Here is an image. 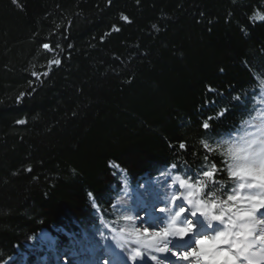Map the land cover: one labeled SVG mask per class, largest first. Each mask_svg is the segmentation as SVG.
Wrapping results in <instances>:
<instances>
[{
  "label": "trees",
  "instance_id": "obj_1",
  "mask_svg": "<svg viewBox=\"0 0 264 264\" xmlns=\"http://www.w3.org/2000/svg\"><path fill=\"white\" fill-rule=\"evenodd\" d=\"M257 14L264 0H0V264L46 254L43 231L78 245L124 185L172 165L201 199L233 195L220 141L264 107Z\"/></svg>",
  "mask_w": 264,
  "mask_h": 264
},
{
  "label": "snow or ice",
  "instance_id": "obj_2",
  "mask_svg": "<svg viewBox=\"0 0 264 264\" xmlns=\"http://www.w3.org/2000/svg\"><path fill=\"white\" fill-rule=\"evenodd\" d=\"M256 18L264 20V15L257 14ZM122 19L128 20V17L123 16ZM59 27L57 25V28ZM42 47L51 50L48 43H44ZM60 63L59 59L49 61V65H59ZM32 75L38 76V73L33 71ZM43 75L46 76L48 73L45 72ZM18 123H24V121H18ZM202 127L208 130L210 125L205 121ZM251 127L252 125L249 128ZM221 143L222 141H220ZM201 144L206 153L213 151L207 142L202 140ZM179 148L186 149V144L181 142ZM229 152L233 160H241L243 158L241 154L244 152L243 144L235 151L229 149ZM207 158L206 155L205 159ZM172 167L175 169L176 165H172ZM226 170L228 177L236 184V188H233V195H228L227 200L222 201L216 198L215 193L211 190L205 193L206 196L211 197L210 199L200 198L205 180H197L193 184L176 176L180 187L186 191L182 196L174 195L172 200L183 199L187 202L188 207L177 203V210L169 216L167 227L155 232L151 238H149L146 228L144 235L137 237L135 243L156 253L179 255L180 259L185 261L194 258L195 264H264V217L259 215L264 210V173L257 175L256 168L240 163L235 166L227 163ZM218 171L215 163L211 164L209 168L201 170L202 177L211 182L212 188L216 187L215 175ZM237 189L248 190V192L241 194V191ZM253 189L258 191H251ZM189 216L202 217L209 230L214 228V221L224 224L225 227L222 230H216L215 235L197 236L194 247L173 252L169 246L173 241L183 240L189 234H195L198 225L195 223V219H191ZM118 236L120 239H126L123 233H118ZM253 249L257 250L253 251ZM140 255L141 253L136 251L135 256ZM152 259L157 261V264H161L157 256L153 255Z\"/></svg>",
  "mask_w": 264,
  "mask_h": 264
},
{
  "label": "rangeland",
  "instance_id": "obj_3",
  "mask_svg": "<svg viewBox=\"0 0 264 264\" xmlns=\"http://www.w3.org/2000/svg\"><path fill=\"white\" fill-rule=\"evenodd\" d=\"M261 117H264V109H263V112L259 116H256L254 119H251L250 121L245 123L242 126L241 131L237 135H239L242 131L248 129L252 124L255 123L257 119ZM227 163L228 162L226 160V166H227ZM110 169L114 170L116 169V167L111 166ZM170 174L171 173H167L163 176H160V178L155 179L154 182L143 183L138 188H136L134 192L132 191L128 192L125 186L124 189L119 193L117 197V201L115 202V205L113 206L114 214H115L114 215L115 222L109 225L112 226V228H114L116 232L118 233H122L126 231L128 233H131V235L134 236L133 238H137V236H139L140 234H144V230L142 231L138 229L139 224H142V223L145 224L149 222L155 223V226H153V229H152L153 233L157 232L155 229L157 220L159 221L162 219L161 223L167 226L169 223V217H167L166 215L157 214V215H151L150 218L148 217L150 213L153 212L154 207H152L146 212H142L139 215L138 213H136V210L133 211L132 209H129L128 206L134 207L133 205L137 204L136 202L137 200L134 203L129 202V200L130 198L135 197L134 194H138L140 190H142L143 194L146 195V197H148L150 195L155 194V191L158 190V184H160V182H166L167 186L168 184L170 185L171 184L169 182ZM173 179L177 184H179V181L176 180V177H174ZM172 184H174L173 181H172ZM144 190H147V191L144 192ZM238 191H241V190L238 189ZM251 191H258V190L253 189ZM245 192H248V190H242L241 194H244ZM144 195L139 196V197L144 198ZM156 207H159V206H156ZM159 212H161L160 209H159ZM260 214H263V213H260ZM216 223H217L218 229L222 230L225 227V225L221 224L220 222H216ZM204 228H205V225H204ZM98 232L99 230L93 229L92 231L88 232L89 238H86L85 241H82L80 244L69 245L67 247H64L65 248L64 250L56 251V250H51L50 247L52 248L56 247L55 236H57L58 232L55 231L54 233H50L47 231H43L39 234L34 245L39 246V247H49V252H47L46 255L41 254L40 251H34L35 256L32 259H29L26 255H21V256L18 255L17 257H13L6 264H81L82 258L85 257L84 255L90 256L95 253L98 254V253H101L102 250H104V253H108L112 251V249H118L119 246H121L119 243V240H117L116 238L117 234H115V232H113V230H111V228L107 226L106 224H104L103 231H100V233ZM112 233H114L115 235H113ZM105 234H109V237L103 236ZM209 235H215V233L209 234ZM122 246H123V243H122ZM80 247H82V251L78 255L76 254L74 250H69L70 248L79 249ZM27 251L28 253H30L33 250L27 247ZM167 254L172 255V253H167ZM73 260H75V262ZM96 262L97 261L94 258H91L90 260L86 261V264H96ZM103 264H111V262L104 261Z\"/></svg>",
  "mask_w": 264,
  "mask_h": 264
},
{
  "label": "bare ground",
  "instance_id": "obj_4",
  "mask_svg": "<svg viewBox=\"0 0 264 264\" xmlns=\"http://www.w3.org/2000/svg\"><path fill=\"white\" fill-rule=\"evenodd\" d=\"M241 126H243V124ZM153 188H154V186H153ZM175 189H180L179 191L184 192V193L186 191V189H184V188L181 189L179 184L175 185ZM127 191L129 192V190H127ZM146 191L147 190H144V192H146ZM171 191H172V188L167 186L166 182H160V184H158V190L155 191V194L146 197V195L143 194L142 190H140L138 192V194H134L135 197L130 198L129 202L134 203L137 200L136 205H139L141 203V206L139 207L140 210L138 211V214L140 215V213L142 211H144V206L140 200V198H143V197H139V196L144 195L143 201L148 203L151 208L154 207L153 212L150 215L160 214V215H166L167 217H169L171 214H174L175 210H177L176 206L170 204L169 201L166 200V198H168L169 193ZM136 205H133V206H136ZM156 206H159V207H156ZM159 209L161 212H159ZM260 213H263V214H260ZM260 213H259V215L261 217H263L264 211L262 210ZM148 217L150 218V216H148ZM161 222H162V219L157 221V224L155 227L157 232L160 231L161 228L167 227L165 224H162ZM203 222H204V219H203ZM153 226H155V224H153L152 222L145 223V224L142 223V224L138 225V229L143 231L147 228L148 236H149V238H151V236L155 233V232L153 233V231H152ZM109 227L111 228V230L116 232V230L114 228H112V226L109 225ZM99 232H100V230H99ZM122 233L126 239H120V237L118 236V232H116L115 234H117V237L119 238V240L122 241L123 246L120 243L121 246H119L118 249H112V251H110L108 253H104V250H102L101 253H98V254L95 253V254L90 255V256L84 255L85 257L82 258L81 264H86V261L90 260L91 258H94L97 261L96 264H103L104 261H110L111 264H125V263L130 264L131 262H135V264H157V261H154L153 259L148 260V258H152L153 255L158 257L161 264H163V262H166L167 264H195L194 258L185 261V260L180 259L179 255H173L172 257L169 258V260H166V257H168L166 253H156L151 249H148L146 247L138 245L135 243L136 238H133L134 236L129 235V233L127 231L122 232ZM143 235L144 234H140L137 237H141ZM199 235H207V233L204 231H200V232L198 231L195 234H189V236L185 237L183 240L177 239V240L173 241V243L170 244L169 246L172 248L173 252H179V251L187 250L186 249L187 248L186 245L188 244L187 240L192 239V242H194L195 239L197 238V236H199ZM192 245H194V243ZM256 250L257 249H253V251H256ZM134 251L135 252L139 251L141 253V255L135 256ZM73 261L75 262V260H73Z\"/></svg>",
  "mask_w": 264,
  "mask_h": 264
},
{
  "label": "clouds",
  "instance_id": "obj_5",
  "mask_svg": "<svg viewBox=\"0 0 264 264\" xmlns=\"http://www.w3.org/2000/svg\"><path fill=\"white\" fill-rule=\"evenodd\" d=\"M243 144L244 152L242 159L235 161L231 158L229 149L235 151ZM222 155L227 162L233 166L240 163L256 168L257 175L264 173V117H261L252 124L251 128L242 131L239 135L231 138H224L221 143Z\"/></svg>",
  "mask_w": 264,
  "mask_h": 264
}]
</instances>
